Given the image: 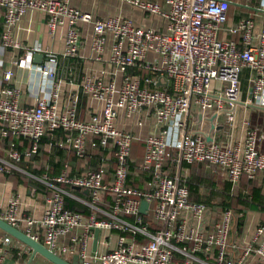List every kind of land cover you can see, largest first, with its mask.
Returning <instances> with one entry per match:
<instances>
[{"label": "built area", "instance_id": "obj_1", "mask_svg": "<svg viewBox=\"0 0 264 264\" xmlns=\"http://www.w3.org/2000/svg\"><path fill=\"white\" fill-rule=\"evenodd\" d=\"M122 1L146 15L163 19L165 30L157 31L117 17L94 19L91 14L71 7L69 0H0L5 28L1 34L2 48H20L8 28L29 10L40 11L49 16L47 25L51 33L59 27L65 28L62 56H77L79 26L89 23L93 48L97 52L102 51L104 35L113 36L110 62L125 73L118 88L113 83L84 78L82 92L101 103L100 114L87 121L76 117V93L59 108L57 54L51 50H44V66L28 64L46 89V95L36 104L22 107L18 104L17 89L0 87V139L10 136L30 141L29 148L23 152L10 143L6 157H0V172L15 168L23 157H31L37 152L39 141L56 131L64 133L58 146L70 149L78 159L85 158L89 148H111L114 155L111 182L103 181V167L88 169L79 176L45 175L42 181L49 195L40 220L19 217L18 197L9 201L0 212V218L16 228L22 223V231L30 238L51 251L59 250L63 258L78 256L82 264H243L250 254L255 255L257 264H264V224L254 228L237 258L228 248L234 219L231 208H224L213 225L190 224V220L203 219L208 208L190 200L188 187L179 172L182 163H204L214 167L233 187L244 176L249 180L261 177L264 181V154L257 150L254 131L246 132L242 139L231 143H220L214 138L221 129V123L215 119L219 114L227 124H234V110L243 101L241 74L244 70L249 71L248 96L244 103L264 107V30L255 32L251 19H241L225 28L229 0H163L161 4L150 0ZM224 30L237 35L240 41L220 38L219 33ZM149 52L160 58V67L145 61ZM129 68L160 75L146 78V84L155 85L167 78L171 89L140 87L139 80L126 73ZM11 76L12 72L7 71L0 85ZM192 106H196L197 113L194 129H189ZM147 108L151 109L159 126L175 121L179 137L176 155L172 158L165 129L146 136L139 163L140 169L149 174L143 190L126 185L134 137L130 132L117 129L115 120L121 111L133 116ZM205 122L207 126H203ZM247 125L246 120L242 121V127ZM171 158L177 167L172 176L162 172L165 161ZM75 192H86L88 199L76 197ZM105 194L111 195L108 210L99 208ZM68 197L86 205L91 210L88 216L65 208ZM143 200L148 203L146 211L152 214L153 222L145 221L140 212ZM99 213L103 218L98 217ZM123 215L129 216L131 221L122 219ZM33 227H40L42 234H35ZM76 229H81L82 233L72 236L68 244L60 243L61 238ZM95 229L120 231L115 249L102 254L89 252V241ZM132 236H142L144 240L136 242ZM16 242L6 234L0 237V264H4Z\"/></svg>", "mask_w": 264, "mask_h": 264}, {"label": "crops", "instance_id": "obj_2", "mask_svg": "<svg viewBox=\"0 0 264 264\" xmlns=\"http://www.w3.org/2000/svg\"><path fill=\"white\" fill-rule=\"evenodd\" d=\"M161 4L163 0H150ZM229 9L227 12V21L225 28L231 27L241 19H251L255 26V32L264 30V0H229ZM69 5L77 10L92 15L94 19L106 20L109 18L129 19L135 25L146 28H153L157 31H164L166 22L156 16H150L142 13L135 7L122 0H69ZM49 16L40 11L29 10L14 25L8 28L13 40L18 41L20 48H2L0 45V79L7 71L12 72L10 80L1 82L0 87L6 86L15 88L19 91L18 104L22 107L32 106L36 104L38 99L46 95V89L41 85L40 77L37 72L29 68L32 66H44L46 55L44 50H51L57 54V63L55 68L56 79L60 83V91L58 97V106L62 109L67 103L68 98L72 94L78 95L77 119L87 121L93 115L100 114L101 103L82 92L81 84L84 78H91L101 81L105 84L113 83L116 88L122 83L124 72L119 71L111 62V47L114 43L113 36L109 33L104 35V44L102 51L97 52L93 48L92 25L89 23L80 24V48L77 56L64 57L62 52L64 49V32L65 28H57L51 33L48 28ZM3 10L0 7V44L1 34L4 28ZM220 38L228 40L237 39L238 36L228 34L226 30L220 31ZM29 53L31 56L29 57ZM23 61V63H22ZM147 63L161 66V60L154 53H147ZM26 64V66H25ZM126 73L131 78L139 80L140 87L166 88L171 89V85L167 78L165 81L157 84H146L145 79L149 77H160L141 68H129ZM249 74L248 70H244L241 74L243 85V96L241 103L234 110L233 126L227 124L224 116L219 114L215 119L221 123V129L215 133V140L220 143H231L233 140H239L249 131L256 134L257 150L264 154V107L256 104L247 105L244 100L248 96V86L246 78ZM117 96V95H116ZM197 113L196 106H192L190 111L189 129H194V116ZM246 120L247 126L242 127V121ZM205 122L203 126H207ZM115 125L117 129L130 132L133 137V143L130 152V165L127 176L126 185H136L138 188L145 189L149 181V174L140 169L139 163L143 156L144 139L150 134H157L161 130H166V141L169 145V152L172 158L176 155V143L179 137V130L174 122L164 126H159L154 121L151 109H143L138 114L126 116L124 112H119ZM58 133L44 136L38 144L37 152L29 158H22L20 162L15 164L8 172H0V212H2L9 201L14 197L19 198L18 215L20 218L30 217L34 220H40L46 209V197L49 191L42 181V177L48 175L57 177L61 173L69 176H79L84 174L88 169L103 167L105 175L103 181L111 182L114 171V155L111 148L88 149L87 156L78 159L75 154L68 148L58 146L61 138ZM6 139H0V157H6L7 148L3 147ZM22 145L16 148H22ZM27 147L20 149V152L26 150ZM17 150V149H16ZM167 159L163 165L162 172L170 176L174 175L177 167L174 161ZM181 177L184 179L189 190L191 201L201 202L207 206V214L201 220H190V224L207 227L211 223V219L218 217L221 209V202L227 197H232L234 191L240 193V199H233L232 209L233 222L228 238V248L234 258H237L243 250V247L249 241L254 228L257 225L264 224V181L261 177L256 180H249L242 177L239 184L231 186L224 181L221 173L215 171V168L204 163H195L188 165L182 163L179 167ZM229 186V192L226 190ZM78 198L88 199V194L75 192ZM109 195V194H108ZM74 201L89 214L91 210L81 202L74 198H65ZM99 203V208L108 210L110 196L105 194ZM99 218H103L101 213L97 214ZM123 217V216H121ZM144 220L149 222L150 212L145 210ZM239 217L243 219L242 224L238 225ZM126 219V218H122ZM238 220V221H237ZM126 221H131L126 219ZM213 222V221H212ZM18 229L24 230L22 223L18 224ZM208 229V228H207ZM32 231L41 235L40 227H33ZM81 229L73 230L65 238L60 239V243L68 244L74 235H80ZM95 230L92 231V238L89 241V252L102 254L115 249L117 240L121 232L118 230H99L97 236V244L93 249ZM5 235L0 230V237ZM130 239V236H127ZM136 242H142L144 238L134 237ZM31 256L30 249L26 248L20 242H16L9 251L4 264H26ZM74 256L67 257L71 261ZM26 260V261H24ZM213 263V258L210 257ZM31 264H51L40 255H35ZM243 264H257L254 254H250Z\"/></svg>", "mask_w": 264, "mask_h": 264}, {"label": "water", "instance_id": "obj_3", "mask_svg": "<svg viewBox=\"0 0 264 264\" xmlns=\"http://www.w3.org/2000/svg\"><path fill=\"white\" fill-rule=\"evenodd\" d=\"M147 206H148V203L146 201L144 200L141 201L140 212L142 214L145 213ZM0 230L4 232L6 235L12 237L16 241L23 244L26 248L30 249L31 256L29 257L26 264H31V261L35 255H40L41 257H43L45 260H47L51 264H82V260L78 256H74L71 261H68L67 259L61 256V253L59 250L57 251L49 250L43 243L33 240L26 233H24V231L14 226H11L10 224L5 222L1 218H0ZM98 233H99V230L95 229L93 249H95V246L97 244Z\"/></svg>", "mask_w": 264, "mask_h": 264}, {"label": "trees", "instance_id": "obj_4", "mask_svg": "<svg viewBox=\"0 0 264 264\" xmlns=\"http://www.w3.org/2000/svg\"><path fill=\"white\" fill-rule=\"evenodd\" d=\"M235 36V35H234ZM237 36V35H236ZM222 39H224V38H222ZM226 39V38H225ZM228 40V39H227ZM234 40H237V39H234ZM55 133H58V134H61V135H59L60 137H62L61 139H63L64 138V133L63 132H61V131H56V132H54V134ZM52 133H48L47 135H51ZM10 143H13L14 144V147L16 148L17 146H19V145H21L22 143H23V145H22V148L25 146V147H27V148H29V146H30V141L29 140H27V139H24V138H20V139H14V138H12V137H7L6 138V141H5V143H3V147L4 148H9V145H10ZM22 148H16L18 151L20 150V149H22ZM20 152V151H19ZM24 158V157H23ZM129 164H130V158H129ZM130 165H132V164H130ZM99 167H97V168H91V169H93V170H95V169H98ZM245 177V176H244ZM130 182V181H129ZM128 182V187H131V188H138L136 185H134V184H130ZM226 184H227V182H226ZM228 187V189L226 190L227 192H229V186H227ZM141 189V188H140ZM229 194V193H228ZM227 194V197L226 198H224V200L220 203L221 204V209H220V214H221V212L223 211V209L224 208H226V207H232V205H233V199H235V200H239L240 199V193H238L237 191L234 193V195L232 196V197H230V195H228ZM107 196H110V200H111V195L109 194H107ZM74 201H72V200H70V199H66L65 200V208H67V209H69V210H72V211H75V212H78V213H80L83 217H87L88 216V214H86V211L83 209V208H81L79 205H77V204H75V203H73ZM220 214L218 215V217H215V218H213V219H211V225H213L215 222H217L218 220H219V217H220ZM150 216H151V218H149V222H153V219H152V214L150 213ZM123 217L124 218H126V219H130V217L129 216H126V215H123ZM240 219V221H239V223H238V225H240V224H242V222H243V219L241 218V217H239ZM213 221V222H212ZM238 221V220H237ZM229 238V237H228Z\"/></svg>", "mask_w": 264, "mask_h": 264}, {"label": "rangeland", "instance_id": "obj_5", "mask_svg": "<svg viewBox=\"0 0 264 264\" xmlns=\"http://www.w3.org/2000/svg\"><path fill=\"white\" fill-rule=\"evenodd\" d=\"M236 191H234V193H235ZM24 261H26V260H24Z\"/></svg>", "mask_w": 264, "mask_h": 264}]
</instances>
